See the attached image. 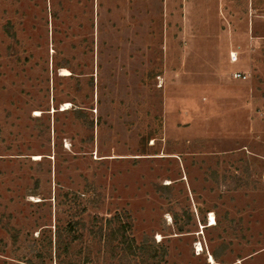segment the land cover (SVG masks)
<instances>
[{
	"label": "rangeland",
	"instance_id": "obj_1",
	"mask_svg": "<svg viewBox=\"0 0 264 264\" xmlns=\"http://www.w3.org/2000/svg\"><path fill=\"white\" fill-rule=\"evenodd\" d=\"M222 3L0 0V264H264V0Z\"/></svg>",
	"mask_w": 264,
	"mask_h": 264
},
{
	"label": "built area",
	"instance_id": "obj_2",
	"mask_svg": "<svg viewBox=\"0 0 264 264\" xmlns=\"http://www.w3.org/2000/svg\"><path fill=\"white\" fill-rule=\"evenodd\" d=\"M228 59L229 62H236L238 60V53L235 50H230L228 52ZM232 76L237 79H244L246 77V74L244 71H233Z\"/></svg>",
	"mask_w": 264,
	"mask_h": 264
},
{
	"label": "bare ground",
	"instance_id": "obj_3",
	"mask_svg": "<svg viewBox=\"0 0 264 264\" xmlns=\"http://www.w3.org/2000/svg\"><path fill=\"white\" fill-rule=\"evenodd\" d=\"M64 75H66V74H64ZM67 105V104H66ZM63 107V106H62ZM209 225H212L213 223H214V218H213V216H212V214L210 213L209 214ZM197 245V244H196ZM198 248V247H197ZM208 260H209V262L211 263V264H216L215 263V261L213 260V258L211 257V256H209L208 257Z\"/></svg>",
	"mask_w": 264,
	"mask_h": 264
},
{
	"label": "crops",
	"instance_id": "obj_4",
	"mask_svg": "<svg viewBox=\"0 0 264 264\" xmlns=\"http://www.w3.org/2000/svg\"><path fill=\"white\" fill-rule=\"evenodd\" d=\"M224 5H225V6H228L227 8H229V9L232 8V5H233V4H232V0H223V3H222V5H221L222 8L224 7ZM224 8H225V7H224Z\"/></svg>",
	"mask_w": 264,
	"mask_h": 264
},
{
	"label": "trees",
	"instance_id": "obj_5",
	"mask_svg": "<svg viewBox=\"0 0 264 264\" xmlns=\"http://www.w3.org/2000/svg\"><path fill=\"white\" fill-rule=\"evenodd\" d=\"M116 218H119V216H117V214L113 215L111 218H108L107 220L110 221V220L116 219Z\"/></svg>",
	"mask_w": 264,
	"mask_h": 264
}]
</instances>
